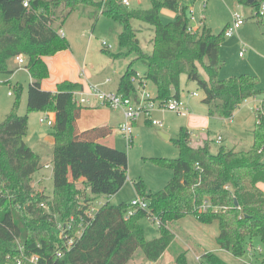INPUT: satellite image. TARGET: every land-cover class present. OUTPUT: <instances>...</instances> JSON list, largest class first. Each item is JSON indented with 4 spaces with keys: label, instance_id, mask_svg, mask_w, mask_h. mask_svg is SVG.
Masks as SVG:
<instances>
[{
    "label": "trees",
    "instance_id": "16d2710c",
    "mask_svg": "<svg viewBox=\"0 0 264 264\" xmlns=\"http://www.w3.org/2000/svg\"><path fill=\"white\" fill-rule=\"evenodd\" d=\"M236 1L256 12V2ZM80 8L97 9L101 15L120 23L119 43L127 52H104L113 59L136 56L119 84L118 92L127 97L137 96L132 79L138 74L134 68L138 61L146 62L147 71L142 78L155 86L157 100L180 98L186 77L188 83H195L204 91L203 102L210 117L231 119L244 102L264 94L256 76L219 78L226 29L216 35L204 26L191 34L187 30L189 7L180 0H152L151 9L144 11L126 7L122 0H31L28 8L24 0H0V73H13L10 62L20 55L26 56V68L33 80L28 89V113L56 115L52 132L54 192L50 197L33 186L34 175L43 168L42 158L25 141L29 114H19L23 87H14L16 102L0 122V264H32L33 256L39 258L38 264H128L138 250L148 262L156 263L176 239L171 226L187 216L205 225L218 222L217 244L234 257L244 258L254 240L264 246V192L258 186L264 183L263 104L256 113L249 150L223 147L215 154L209 140L196 147L189 132L182 129L173 140L180 158L154 159L173 172L169 184L152 194L143 181L134 183L137 194L149 201L150 211H138L127 219L128 205L106 203L70 251L65 249V241L59 237L53 221L55 216L63 222L75 218L72 237L78 231L81 215H85L96 197L121 191L129 169L126 152L97 141L100 130L79 132L83 107L74 102V93L83 90L82 85L63 82L56 92L42 88V82L49 77L44 58L70 48L60 31ZM164 9L176 13L175 21H162ZM135 21L154 28L151 53L141 46ZM81 180L85 192L77 187ZM205 201L221 210L199 212ZM151 214L162 221L160 237L148 241L140 220ZM204 256L210 264H227L212 252ZM176 264H187L185 253L177 257Z\"/></svg>",
    "mask_w": 264,
    "mask_h": 264
},
{
    "label": "rangeland",
    "instance_id": "374dc122",
    "mask_svg": "<svg viewBox=\"0 0 264 264\" xmlns=\"http://www.w3.org/2000/svg\"><path fill=\"white\" fill-rule=\"evenodd\" d=\"M180 1L189 7L190 17L196 19V22H193L194 24H200L201 19L204 17L205 25L213 31L226 29L233 22V14L236 12L240 13L243 18L247 19L246 23L237 31L238 33L233 37H226L221 45L220 57L223 64L219 72L220 79H227L234 75H241L244 73L254 74L252 72L254 69L264 72V66L259 63L263 61L257 59L258 63L255 66L256 68H254V63L250 61L251 58H256L254 55L255 53L264 54V19L254 17L255 12L250 6L239 4L236 0H207V3H204L203 0ZM151 7L152 0H133L131 8L144 11L151 9ZM161 18L165 24L174 21L172 17L165 14H161ZM259 21L262 23L259 24ZM134 26L139 29L138 37L141 46L147 53H151L155 37L154 28L137 21L134 22ZM62 31L67 37L70 48H72L79 57L80 64L77 63L78 65L76 66L74 60L68 55L57 56L62 52L70 50V48L58 52L53 56H48L52 59L53 72L48 67L49 77L44 80V82H46L44 85L54 87L52 92H56L58 83L56 84L55 79L65 75L66 70L69 67L71 70L78 73L79 79L85 80V82L88 83V89H90L92 85H95L100 86L105 92H117V74H119L120 71H125L128 63H131L136 57L134 54H131L129 57L120 56L116 59H112L104 52L105 48L102 45L103 42L112 46L111 49L107 50L112 54L127 52V49L122 48L119 43V35L122 32L120 23L101 15L97 9L80 8L72 13L68 21L62 27ZM243 44H246L249 47L244 58L240 56ZM24 57L26 58V56ZM134 68L142 75L146 69V62L138 61L134 65ZM13 70L14 74L0 73V122H3L13 109L17 97L16 95L11 97L9 93L14 92V87L17 85L23 87V95L21 97L18 112L21 116L29 114L28 89L31 81L30 72L28 69L24 68L19 70L14 67ZM107 80H111V82L108 83ZM183 82L185 94L190 98L192 93H198V98L190 99L193 100L191 102L197 103L200 109L202 108V111L207 110L208 106L202 102L205 97L204 91L198 88L195 83L186 84L185 77H183ZM147 90L155 96L156 92L152 83L148 82ZM260 98L264 99L263 96H260ZM261 107V104L255 100L248 103L243 109L239 120H236L234 126H232L234 131L233 138L227 136L225 137L227 139L223 143L218 144L210 140L212 152L216 154L223 147L227 150H231L234 147H236V150H248L252 145L250 144V142H252V137L246 135L244 140H240V134L245 131L244 128H251L254 125V122L256 121V110ZM205 112H199L196 109L191 110L194 117H198L200 113ZM36 114L38 113L29 114L31 131L29 138L25 141L28 146L33 147L42 155V164L44 166H52L54 147L49 143L44 144L41 148L37 147L38 135L42 134L44 136H51L54 130L53 127L48 126L47 123H41L40 121L42 117H47V115L50 118L51 113ZM187 116H182L170 111H154L151 119L161 123V126L158 127H152L149 122L150 118L144 115L141 116L135 124L134 138L131 146L127 145V141L122 134L119 133L120 131L114 132L104 138L103 140L106 143H109L106 145H115L113 148L124 151L128 154V180L119 193L113 196H98L94 200L92 206L96 209H100L107 202L112 205L126 204L129 206L138 197L134 183L140 181H143L146 184L149 193L154 194L163 190L169 182V177L172 176V171L156 164L154 159H178L180 158V151L172 141L164 138L159 132H163L164 125H174L179 119L183 118L184 120ZM203 117L208 120L209 130L202 128L196 129L195 136L204 133L207 134V131H210V136H208L210 139H213L219 134H224L225 132L228 134V128L222 125L223 122L215 119L211 120L208 115H204ZM172 139H176V136ZM194 141L197 142V140ZM44 166L42 168L43 170H40L34 175L33 184H37L41 175L45 174L46 178H44L43 184L37 186L38 189L36 187V190H44L46 194L52 195L54 192V180L52 177H49L50 170L45 169ZM77 187L81 191H87L86 186L82 183L77 184ZM185 219L187 220L185 223L186 229L181 222L171 226V230L176 234L178 239H175L173 247L169 250V253L163 259L161 264H176L177 257L182 253L186 254L187 264H210L204 256V248L196 245L197 247H193L192 249L190 244L195 245V243L191 242L197 240L195 235L205 233L207 234V238L210 239L208 241V247H210L209 244L211 245L214 243V240H212L213 238H211V227L209 232H200V230L198 231L196 227L194 228L192 226H189L187 229L188 221H198L193 216H187ZM140 224L145 230L146 239L148 241L160 237V226L157 222L153 221L151 217L142 218ZM216 228L217 227H214V230H216ZM188 230H191L189 231V234H192V240L191 238L189 240L187 237L186 233ZM184 235L185 242L180 238ZM261 248L263 253H256L258 260H260L255 264H263L264 246L261 245ZM248 258L250 257H244L245 260H248ZM132 261L133 262L128 264H146V262H148L141 250H138L135 253Z\"/></svg>",
    "mask_w": 264,
    "mask_h": 264
},
{
    "label": "crops",
    "instance_id": "0c3cea01",
    "mask_svg": "<svg viewBox=\"0 0 264 264\" xmlns=\"http://www.w3.org/2000/svg\"><path fill=\"white\" fill-rule=\"evenodd\" d=\"M183 3V2H182ZM184 4V3H183ZM185 5V4H184ZM186 6V5H185ZM254 12H255V10H254ZM162 14H165V15H168L169 17H172L173 18V20L175 21V18L177 17V15H176V13H174V12H172V11H170V10H167V9H164L163 11H162ZM259 24L260 23H262V22H258ZM206 26V25H205ZM207 27V26H206ZM218 30H220V29H218ZM222 31V30H221ZM238 33V32H237ZM64 35H65V33H64ZM65 38L67 39V37L65 36ZM248 46L246 45V44H243V49H242V51H241V53H243L244 52V56H241V54H240V56L242 57V58H244L245 57V53L248 51ZM263 52H264V50H263ZM220 54H221V52H220ZM60 55H68L71 59H73L74 60V62L76 63V66L78 65V64H80V61H79V57L77 56V54L74 52V50L72 49V48H70V50H68V51H65V52H62V53H60L59 55H57V56H60ZM87 55H89V54H87ZM255 55V57L256 58H251V60L250 61H252L253 63H254V68H256L255 66H256V64L258 63V60L257 59H259V60H261V61H263V62H259V63H261V65H263L264 66V54H257V53H255L254 54ZM56 56V57H57ZM111 58V57H110ZM113 59V58H112ZM44 60H45V62H46V64H47V66L50 68V70L53 72V65H52V62H51V58L50 57H46V58H44ZM78 63V64H77ZM10 64L12 65H10V68H11V71H13V73L12 74H14V67L15 68H18L19 70H21L22 68H20L19 66H18V64H17V62H16V60H13V61H11L10 62ZM129 64L130 63H128V65H127V67L125 68V71H120L119 72V74H117V81L116 82H118L117 84V89H116V91H118V89H119V84H120V80H121V77L124 75V73L126 72V70H127V68H128V66H129ZM24 69H27L26 67H23ZM244 68V67H243ZM136 70V69H135ZM137 71V70H136ZM146 71H147V66H146V69H145V71H144V74L146 73ZM124 72V73H123ZM138 72V71H137ZM241 72V71H240ZM242 72H245V71H242ZM254 74H250V73H244V74H250V75H253V76H256V77H258L259 79H260V85H261V89L263 90V92H264V72H262V71H257L256 69H254V71H252ZM139 73V72H138ZM144 74H142V75H144ZM241 75H243V74H241ZM241 75H234V76H232V77H235V76H241ZM232 77H230V78H232ZM220 78V77H219ZM230 78H227V79H230ZM185 79H186V77H185ZM227 79H221V80H227ZM56 81V84L58 83V84H60V83H63V82H72V83H77V84H80V85H82L83 86V90L84 91H86V92H88L89 93V89H88V83L87 82H85V80H81V79H79L78 78V73L77 72H75V71H73V70H71L69 67L67 68V70H66V73H65V75H62V76H60V77H57L56 79H55ZM32 77H31V81H30V84L32 83ZM110 82H111V80H110ZM109 82V83H110ZM44 83H46V82H42V88L44 89V90H46V91H51L52 92V90H54V87H52V86H50V85H44ZM183 80H182V92H181V98L186 102V105H187V108H188V110H189V114H188V116L186 117V118H184V120H183V118L182 119H179L178 121H177V123L176 124H174V125H171V126H163V132H159V133H162V134H164L167 138V140H170V141H172L173 142V140H175V139H172V138H174L175 136H176V139L179 137V135H180V132H181V130L182 129H186L188 132H189V134L191 135V138H192V141H193V145L194 146H196V147H199V146H202L203 144H204V142L205 141H207V140H212V142H214V143H216V144H218V139L219 138H221L222 140H221V143H223L227 138H225V137H232L233 138V135H234V131H233V129H232V126H234V122L236 121V120H239V118L241 117V115H242V111H243V109L245 108V106L248 104V103H250L251 101H253V100H255V101H257L258 103H260L261 104V106L264 104V99H261L260 98V96H258V97H254V98H251V99H249V100H247L246 102H244L236 111H235V113H234V115H233V117L231 118V119H224V118H221V117H219V116H215V117H210L209 116V109H207V110H203L202 111V108L200 109V107H199V105L197 104V103H194V102H191V101H193V100H190V99H196V98H198V97H189L188 95H186L185 94V88H184V85H183ZM57 84V85H58ZM106 84H108V83H106ZM186 84H189L188 82H187V79H186ZM154 86V85H153ZM154 88H155V86H154ZM110 92H113V91H110ZM155 92H156V88H155ZM156 95V94H155ZM261 96H263L264 97V94L263 95H261ZM12 97V96H11ZM205 98V97H204ZM89 99H90V103H89V105H87V106H85V107H83V109H82V113H81V116H80V118H79V120H78V129H79V132L80 133H84V132H88V131H92V130H100V134L98 135V138H97V141L99 142V143H101V144H103V145H106V144H109V143H106L103 139L104 138H106V137H108L109 135H111L112 133H114V132H119V128H120V126H121V124L124 122V114H123V112L122 111H119V110H112V109H110V108H107V107H102V106H100V104L98 103V101L97 100H95L93 97H89ZM204 100V99H203ZM203 100H202V102H203ZM204 103V102H203ZM192 109H196V110H198L199 112H205V113H200V115L198 116V117H194L193 115H192V113H191V110ZM38 114H44V113H38ZM38 114H36V115H38ZM204 115H208V117L211 119V120H213V119H215V120H219L220 122H223V126L224 127H226V128H228V134H226V132L224 133V134H219V135H217L216 137H214L213 139H210L208 136H210V131H207L208 133L207 134H200V135H197V136H195V132H196V129H199V128H202V129H207V130H209V124H208V120H207V118H204L203 116ZM50 118L51 119H53V121L55 122L56 121V115H55V113H51L50 114ZM43 118V117H42ZM41 118V119H42ZM33 119V118H32ZM32 119H31V123H32ZM41 119H40V121H41ZM197 124H199V125H197ZM255 124H256V121L254 122V125L251 127V128H244V130L245 131H243L240 135V140H244L245 139V136L247 135V136H251L252 137V142H250V144H252L253 145V130H254V128H255ZM150 125L152 126V127H156V126H153L151 123H150ZM50 127H53V126H50ZM211 128V127H210ZM241 130V129H240ZM30 123H29V132H28V135H27V137H26V141H27V139L29 138V135H30ZM120 133V132H119ZM110 139H112V138H110ZM194 140H197V142L196 141H194ZM107 141V140H106ZM46 143H49V144H51L53 147H55V139H54V137L52 136V134H51V136H44V135H42V134H39L38 135V141H37V147H39V148H41L42 146H44V144H46ZM252 145H251V147H252ZM106 146H109V147H114L115 145H106ZM250 147V148H251ZM41 158H42V155L39 153V152H37L33 147H31ZM225 148V147H224ZM249 148V149H250ZM210 149H211V151H212V147H211V145H210ZM248 149V150H249ZM232 150V149H231ZM233 150H236V147H234L233 148ZM236 151H246V150H236ZM54 152V151H53ZM44 166V165H43ZM47 166H50V165H45L44 167H45V169H49L50 170V174H49V177L51 178H53V176H54V170H53V163H52V166H50L49 168H46ZM41 170H43V169H41ZM171 176V175H170ZM172 177H173V172H172V176L171 177H169L170 179H169V182L171 181V179H172ZM44 178H46L45 177V174H42L41 175V177L39 178V180H38V182H37V184H33V186L36 188L37 186H39L40 184H43V180H44ZM82 182V180L81 181H79V183H81ZM169 182H168V184H169ZM167 184V185H168ZM259 186V188L264 192V183H261V184H259L258 185ZM37 189H38V187H37ZM40 191H44V190H40ZM45 192V191H44ZM46 193V192H45ZM48 195V194H47ZM48 196H50V197H52L53 196V194L52 195H48ZM136 196H137V194H136ZM139 196V195H138ZM107 203H109V202H107ZM106 204V203H105ZM185 220V221H184ZM186 219L184 218V219H182V220H180L179 221V223L181 222V224L184 226V228L186 229V226H185V223H186ZM187 229L189 228V226H192V227H196V229L199 231L200 230V232H209L210 231V227H211V235H212V237L211 238H213L212 240H214L213 242L214 243H212L211 245L209 244V246L210 247H208V241L210 240L209 238H207V234H205V233H200V234H197V235H195L196 236V238H197V240H194V241H191L192 243H195V245H191L190 244V247L193 249V247L195 248V247H197L198 245L199 246H201L202 248H204V250H205V253H207V252H212V253H214V254H216L220 259H222L223 261H225L227 264H255L256 262H258L259 260H258V258H257V256H256V253H258L257 252V250H256V248H258V247H261V243L259 242V240H254L253 241V244L250 246L251 248H253V256L254 257H252V256H250L249 254H247L246 256H249L250 258H248V260H245L244 258H237V257H234L231 253H229V252H227V251H225V250H223V249H221L220 247H219V245L217 244V237L219 236V234H220V229H219V223L218 222H214L213 224H211V225H205V224H202V223H200L199 224V222H196V221H192V220H190V222L188 221L187 222ZM194 224H197V225H194ZM214 227H217L216 228V230H214ZM189 231H191V230H188L187 231V237H188V239L190 240V238H191V236H192V234L190 233L189 234ZM185 235L184 236H181L180 238L184 241L185 240ZM176 238L178 239V237L176 236ZM176 239V240H177ZM206 239H208V240H206ZM191 240H192V238H191ZM215 241H216V243H215ZM185 242V241H184ZM175 243V242H174ZM174 243L171 245V247L165 252V254L161 257V259H159V261H157L156 263H151V262H146V264H161L162 263V261H163V259L166 257V255L169 253V250L173 247V245H174ZM188 244H189V242H188ZM197 245V246H196ZM209 250V251H208ZM245 256V257H246ZM133 260V258L131 259V261L130 262H133L132 261ZM129 262V263H130ZM134 264H137V263H134ZM138 264H140V263H138Z\"/></svg>",
    "mask_w": 264,
    "mask_h": 264
},
{
    "label": "built area",
    "instance_id": "2783aa9c",
    "mask_svg": "<svg viewBox=\"0 0 264 264\" xmlns=\"http://www.w3.org/2000/svg\"><path fill=\"white\" fill-rule=\"evenodd\" d=\"M106 1V0H104ZM132 1L133 0H122V4L126 7H132ZM204 3H207V0H203ZM31 0H24V6L30 7ZM257 3V9L255 12L254 17L264 19V0H255ZM247 19L243 18V16L236 12L233 14V22L226 28L225 31V37H233L237 31L246 23ZM193 22H196V19L194 17H190L189 14V23L187 25V30L191 34H195L198 31H200L204 26V17L201 19L200 24H194ZM61 36H65L63 31H60ZM103 47L105 50H109L112 48V46L108 45L106 42H103ZM241 56H244V52L241 53ZM16 62L20 68L27 66V60L24 57V55H20L16 58ZM109 83L110 80H107ZM132 83L137 88V96L136 98L127 97L121 93L117 92H105L101 89L100 86L92 85L89 89V93L80 90L76 91L74 93V102L81 107H85L89 105L90 99L89 97H93L95 100L98 101L100 106L107 107L113 110H119L122 111L124 114V122L121 124L119 131L122 134V136L126 139L127 145L131 146L133 143V134H134V127L136 122L141 116H146L149 119V122L153 126H161V123L152 120V113L154 111H170L174 112L176 114L187 116L189 114V110L187 108L186 102L180 97V98H172L167 101H160L157 100L156 95L153 96L148 90V82L142 78L141 74H137V76L133 77ZM10 96H13V92L9 93ZM191 97H198V93H192ZM261 108H258L256 110V113L260 112ZM41 123H47L48 126H54L55 122L53 119L47 117H43L41 119ZM221 138L218 139V143H221ZM50 166H47L46 168H49ZM43 208L48 209L46 204H42ZM99 209H96L94 206H91L88 211H86L85 215H81L80 217V224L78 231L74 233V235L71 237L70 234L74 232V225L73 221L75 218H71L67 222H63L60 220L57 216L53 219L56 230L59 234V237L65 241V249L67 251H70L73 244L75 243V240L77 238H80L85 230V227L88 225V223L93 220L97 214ZM199 212H209L210 210H214L218 212L221 210L218 207H214L209 201H205L200 208L198 209ZM138 211H150V203L147 199L138 196L130 205L127 210L126 218L129 219L131 216L135 215ZM150 217L153 219V221L157 222V224L161 225V218L154 216L153 214L150 215ZM86 219H88L86 221ZM19 248L21 251L24 250V247L19 244ZM257 252L259 254L263 253V250L261 247L256 248ZM248 254L252 257L253 256V248H248ZM30 263L32 264H38L39 258L37 256H33L30 259ZM18 264H22V261H18Z\"/></svg>",
    "mask_w": 264,
    "mask_h": 264
},
{
    "label": "water",
    "instance_id": "95a60500",
    "mask_svg": "<svg viewBox=\"0 0 264 264\" xmlns=\"http://www.w3.org/2000/svg\"><path fill=\"white\" fill-rule=\"evenodd\" d=\"M248 2H249L250 4H253V3L255 2V0H248ZM184 29H186V27H185ZM214 33H215L216 35H220L221 30H216V31H214ZM160 134H161L164 138H167L164 134H162V133H160ZM235 205H236V206L239 205L238 202H237V200L235 201Z\"/></svg>",
    "mask_w": 264,
    "mask_h": 264
}]
</instances>
